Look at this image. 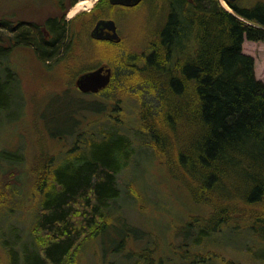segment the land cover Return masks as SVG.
<instances>
[{"label": "trees", "instance_id": "1", "mask_svg": "<svg viewBox=\"0 0 264 264\" xmlns=\"http://www.w3.org/2000/svg\"><path fill=\"white\" fill-rule=\"evenodd\" d=\"M226 3L232 13L220 0H164L163 23L150 52L138 55L127 49L124 58H116V68L118 64L124 73L132 69L139 77L148 66L149 82L123 85L130 75L117 70L102 92L114 100L122 88L134 91L139 85L159 99L161 122L150 123L145 114L150 105L143 103L138 136L156 152L166 141L182 145V165L191 176H183L188 191L208 210L203 217L189 218L187 235L207 237L232 228L253 233L255 243L264 242V82L256 76L255 57L244 52L245 43H264V2L249 7ZM42 28L52 34L51 42L45 41ZM64 40L65 26L54 19L43 27L0 20V63L22 44L34 46L42 58L58 55ZM10 94L0 88V118ZM115 138L91 158H77L70 169L36 175L42 193L34 224L38 235L7 249V264L72 263L86 232L104 222L108 206L121 195L118 175L132 158V145L125 137ZM2 155L6 162H17ZM52 159L50 166L57 164Z\"/></svg>", "mask_w": 264, "mask_h": 264}, {"label": "rangeland", "instance_id": "2", "mask_svg": "<svg viewBox=\"0 0 264 264\" xmlns=\"http://www.w3.org/2000/svg\"><path fill=\"white\" fill-rule=\"evenodd\" d=\"M259 2L264 0H238L236 4L249 7ZM72 3L0 0V20L41 27L49 18L65 15L69 22L85 11H76L78 5L70 15ZM220 3L233 12L225 0ZM164 11V0H144L136 7L116 10L125 46L100 47L96 52L76 50L73 58L62 57L53 65L36 59L27 49L14 47L0 63V88L12 93L0 118V264H7V249L38 235L34 224L42 193L36 175L40 178V171L70 169L77 158H91L115 137H125L132 145V158L118 175L121 195L108 206L106 221L86 232L71 264H264V242L255 243L253 233L231 228L207 237L187 235L189 218L203 217L208 210L188 191L183 176H191L182 165V145L166 141L163 148L157 145L156 152L140 141V106L150 105L145 109L150 123L157 124L162 118L160 101L148 96V87L138 85L134 91L124 87L110 100L108 92L84 94L71 81L101 61L116 64L117 57L126 56L124 50L138 55L150 52ZM244 52L255 57L256 76L264 82V43H245ZM117 70L121 76L130 75L123 85L151 78L148 66L140 77L132 69L122 72L118 64ZM129 90L134 93L130 95ZM139 92L144 94L142 99L135 97ZM180 130H176L179 136ZM3 153L17 162H6ZM51 158L57 164L50 166ZM215 225L196 224L207 229ZM199 259H205L204 263Z\"/></svg>", "mask_w": 264, "mask_h": 264}, {"label": "flooded vegetation", "instance_id": "3", "mask_svg": "<svg viewBox=\"0 0 264 264\" xmlns=\"http://www.w3.org/2000/svg\"><path fill=\"white\" fill-rule=\"evenodd\" d=\"M63 3H61L62 7L67 5L66 3L64 4ZM124 8H133V7H129L127 5H114L111 3L110 0H99L90 12H85L81 14L79 13V15L77 14V16L72 18V20H69V22L65 21V15H62L61 18L60 17L49 18V19L57 20V22L61 23L62 26H65V37H67L68 43L67 44L65 43V45L62 46V48L58 52L59 53L58 55L52 54L49 57L42 58V56L40 57V54L37 52V49L34 46L22 44L20 47L29 50L36 59H41L42 61H46V64L53 65L52 62L55 63L58 60H59L58 62H60L62 60V57L64 58L70 56L73 58L74 56L73 53L76 50L87 51L88 48H91V51L96 52L100 50V47L117 48V47H121L123 44L125 46L126 38L122 34L120 30L119 22L117 21V18L114 15L116 10L124 9ZM73 9L74 8L70 10L69 12L70 15H72ZM101 21H105L109 23L112 22V24L104 27L102 26L98 29L97 26ZM41 32L45 37V41L51 42L53 40L52 34L48 32L46 29L42 28ZM85 39L86 41L87 40L89 41L86 43ZM60 52L63 53L61 54ZM113 63L114 62H112L111 60L101 61L98 64V66L87 69L84 72L80 73L79 75L74 76L71 79V81L76 82L80 76L89 73L91 71L97 70L101 67H106L112 70V76L110 81L111 84L113 83L117 72V68ZM68 79H70V77H68ZM102 91H100L98 94H100Z\"/></svg>", "mask_w": 264, "mask_h": 264}, {"label": "water", "instance_id": "4", "mask_svg": "<svg viewBox=\"0 0 264 264\" xmlns=\"http://www.w3.org/2000/svg\"><path fill=\"white\" fill-rule=\"evenodd\" d=\"M114 5H127L129 7H136L140 5L143 0H110ZM228 3H236L238 0H226ZM112 24L109 22H99L97 28ZM117 37V36H116ZM112 76L110 68L101 67L97 70L91 71L80 76L75 82L76 88L84 94H98L109 86Z\"/></svg>", "mask_w": 264, "mask_h": 264}, {"label": "bare ground", "instance_id": "5", "mask_svg": "<svg viewBox=\"0 0 264 264\" xmlns=\"http://www.w3.org/2000/svg\"><path fill=\"white\" fill-rule=\"evenodd\" d=\"M96 1L97 0H83L75 9L76 11L85 10L84 12H88L94 7Z\"/></svg>", "mask_w": 264, "mask_h": 264}]
</instances>
